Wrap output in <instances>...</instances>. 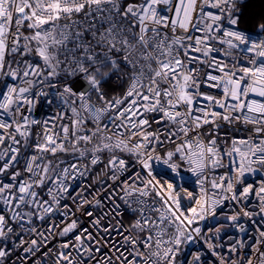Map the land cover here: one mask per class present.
Here are the masks:
<instances>
[{"label":"snow or ice","instance_id":"1","mask_svg":"<svg viewBox=\"0 0 264 264\" xmlns=\"http://www.w3.org/2000/svg\"><path fill=\"white\" fill-rule=\"evenodd\" d=\"M247 6L0 0V264H264Z\"/></svg>","mask_w":264,"mask_h":264},{"label":"trees","instance_id":"2","mask_svg":"<svg viewBox=\"0 0 264 264\" xmlns=\"http://www.w3.org/2000/svg\"><path fill=\"white\" fill-rule=\"evenodd\" d=\"M261 12H264V0H248V6L245 8L246 16L259 15Z\"/></svg>","mask_w":264,"mask_h":264}]
</instances>
